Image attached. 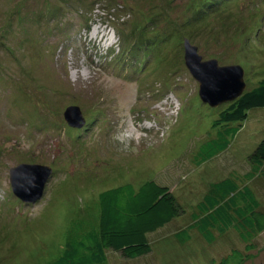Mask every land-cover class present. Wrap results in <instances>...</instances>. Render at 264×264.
Listing matches in <instances>:
<instances>
[{"label":"rangeland","instance_id":"374dc122","mask_svg":"<svg viewBox=\"0 0 264 264\" xmlns=\"http://www.w3.org/2000/svg\"><path fill=\"white\" fill-rule=\"evenodd\" d=\"M202 2L0 0V258L52 264L98 191L156 181L171 185L185 213L149 236L154 254L129 261L108 252L112 264H264V232L249 252L232 228L212 245L196 231L186 245L173 235L191 224L202 182L249 171L247 155L264 137V108L249 111L226 150L198 165L221 106L199 99L184 40L205 60L242 66L246 89L264 77V0H225L193 17ZM69 106L80 128L64 120ZM19 164L52 169L33 203L11 192L8 171ZM252 187L264 213V180Z\"/></svg>","mask_w":264,"mask_h":264},{"label":"trees","instance_id":"16d2710c","mask_svg":"<svg viewBox=\"0 0 264 264\" xmlns=\"http://www.w3.org/2000/svg\"><path fill=\"white\" fill-rule=\"evenodd\" d=\"M222 1L225 0H203L193 17L211 13L215 4ZM212 4L214 7H209ZM219 23L223 25L217 22L209 28L208 33L212 34L210 32ZM240 32L238 29L237 33ZM216 60L220 64L218 58ZM260 108H264V77L233 102L221 105L218 118L213 123L218 129V135L204 146L207 151L198 165L225 151L228 147L225 136L235 138L248 112ZM233 122L239 125L235 127L230 124ZM247 161L249 171L243 175L231 174L208 184L202 182L207 188L196 204L195 212L190 214L191 224L186 227L179 225L182 228L173 230V235L181 245L189 242L191 231H196L205 245H212L217 237L232 228L236 231L235 240L237 238L245 243L247 252L256 246L253 244L255 236L264 232V213L252 184L255 178L264 180V137L255 145L252 153L247 155ZM186 184L190 182L178 183L176 187ZM170 186L146 181L138 187L126 183L105 191L102 189L103 192L98 191L86 202L90 206L89 213L74 215L70 221L64 246L52 264H112L108 252L129 261L154 254L149 236L185 213L183 204L178 201L177 194ZM60 215L62 217V212ZM10 262L9 258H0V264ZM215 263L224 264L220 261Z\"/></svg>","mask_w":264,"mask_h":264},{"label":"water","instance_id":"95a60500","mask_svg":"<svg viewBox=\"0 0 264 264\" xmlns=\"http://www.w3.org/2000/svg\"><path fill=\"white\" fill-rule=\"evenodd\" d=\"M183 61L191 77L198 84V95L204 104L216 108L233 102L246 90L245 71L240 65H220L216 59L205 60L198 48L188 39L183 43ZM76 112V116L73 115ZM71 127L80 128L84 118L76 106H69L63 114ZM52 169L37 164H19L9 169L12 193L25 203L34 202L43 195L45 183ZM29 199L31 201H29Z\"/></svg>","mask_w":264,"mask_h":264},{"label":"clouds","instance_id":"9594fccd","mask_svg":"<svg viewBox=\"0 0 264 264\" xmlns=\"http://www.w3.org/2000/svg\"><path fill=\"white\" fill-rule=\"evenodd\" d=\"M200 98V97H199ZM202 101V100H201ZM209 106V105H208ZM144 123H146V121H143ZM67 123V122H66ZM68 125V124H67ZM145 126V128L147 127L146 125H144ZM30 165H32V164H30ZM34 165V164H33ZM8 175H9V171H8ZM8 179H9V176H8ZM9 186H10V182H9ZM10 189H11V187H10ZM12 192V191H11ZM13 194V193H12ZM14 195V194H13ZM15 196V195H14Z\"/></svg>","mask_w":264,"mask_h":264},{"label":"bare ground","instance_id":"6f19581e","mask_svg":"<svg viewBox=\"0 0 264 264\" xmlns=\"http://www.w3.org/2000/svg\"><path fill=\"white\" fill-rule=\"evenodd\" d=\"M94 34H96V32L94 33ZM149 127V126H148ZM48 182V179H47V181H46V183ZM46 183H45V186H46ZM33 203V202H32Z\"/></svg>","mask_w":264,"mask_h":264}]
</instances>
